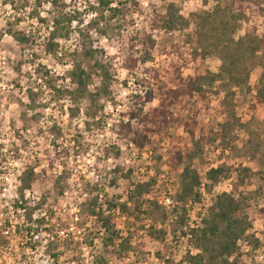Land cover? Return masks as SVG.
<instances>
[{
  "label": "rangeland",
  "instance_id": "rangeland-1",
  "mask_svg": "<svg viewBox=\"0 0 264 264\" xmlns=\"http://www.w3.org/2000/svg\"><path fill=\"white\" fill-rule=\"evenodd\" d=\"M2 2L15 4L16 0ZM22 7L24 5H21ZM115 9L114 16H109L108 20L117 22L106 23L103 29L98 28L97 40H93L86 31L80 32L78 40H74L70 26L64 21L61 30L63 36L57 40L58 46L54 48V52L47 50L51 32L44 39H41V30L37 31L35 38L31 34L25 35L28 40L23 44L13 36L10 21L8 34L16 40L21 57L26 50L35 47L38 40L42 48L41 51H32L30 59L21 58L15 63L9 59L7 65L9 72L16 75L7 81L5 77L9 73L4 72V61L0 59V161H7L9 158L3 152L6 147L3 141L8 140L12 145L9 153H15L11 159L16 162L19 169L23 168L21 174L23 183L29 180L28 174L32 170L31 188L45 201H61L64 198L62 193L66 189L70 191L69 200L82 203L87 199L86 206L94 201L95 214L89 213L87 207L83 206V209L86 207L88 214L83 211L82 225L89 223L90 226L87 227L89 237L100 239L103 253L98 254L100 250L95 247L100 264H123L129 254L123 257L119 254L130 250L139 252V259L135 264H143L144 261H147V264H184V260H189L191 254L186 250L181 260L174 259L182 247L175 233L183 225L182 219L186 218L187 208L186 211L180 210V214L173 219L176 212L172 210L173 208L166 209L158 202V197L166 194L172 196L169 189L174 186H178L175 195L179 191V175L184 167L179 156L186 158L189 151L195 152L193 136L195 140L200 141L201 146V151L196 152L198 156L192 161L201 180L198 187L203 189L199 192L201 195H205L208 190L210 180L207 172L211 169L210 164L214 163L216 167L227 165L233 169L236 164L244 165L241 163L242 160H256L257 153L264 148V140L260 139L259 133L253 135L249 141L250 146L246 145L242 154L231 153L228 138L235 128L232 126L240 121L238 113L253 112L257 116L264 114V103L258 99V90L252 94V89L249 88L248 96L240 99L227 84H217L216 79L212 84H204V90L190 92V79L210 72L211 64L210 58L203 56L201 50L193 44L194 37L189 35L181 39L176 35L187 26V21L176 18L174 24L170 22L168 15L165 17L158 14L148 21V17L139 10L138 0H120V6ZM18 10L13 8V11ZM137 12L139 15H136ZM34 15L35 12L30 14L28 19H32ZM23 19L17 17L15 23H21ZM193 20L198 24L202 23L201 18L195 15ZM138 21L141 25L147 22V28L137 27ZM45 22V18H40V24ZM87 28L89 30L93 28L91 23ZM18 32L24 35L22 30ZM83 41L87 44L95 43L104 50L103 60L107 63V68L111 69L105 80L109 89L100 93L98 89L104 83L101 77L95 75L91 84L94 79L101 81L97 91L90 92L92 95L86 94L74 102L70 93L65 92L62 95L55 86L56 81L69 78L70 70H66L63 75H56L53 69H66L67 64L71 63L68 55L72 54ZM145 44L149 46L153 58L144 64L138 60L142 59ZM248 46L252 51L251 46L256 49L264 48V43H259L256 38L253 41V37L249 36ZM57 51L64 52L67 58L65 60L60 59L63 56L57 58ZM220 54L225 58L230 57L228 49L221 50ZM49 56L52 60H49L48 64L37 63ZM252 59L254 62H264V58L253 56ZM49 64H52V67H49ZM205 64L208 66L202 67ZM33 65L35 67H32ZM130 66L135 68L131 69ZM26 67L28 71L24 70ZM51 82L54 86H51ZM125 92L127 95L123 97V101L115 99ZM45 93L46 102L37 103L41 97H45ZM24 98L28 103H25ZM5 100H8L7 104ZM101 100L104 103H101ZM125 102L127 110L119 111L118 117L113 119V113L125 108ZM12 103L17 107L9 111L6 117L4 113L11 108ZM74 106L80 109L76 115L70 112V108ZM109 107L110 110L106 111ZM29 112L33 114L29 116ZM13 113L16 115L13 116ZM132 113L137 114L135 118L132 117ZM77 120L83 124L82 131L79 125L73 123ZM41 121L45 122L44 126H41ZM226 121L230 123L229 129L228 133L223 135L225 132L222 131L221 125ZM17 122L20 123L19 128L16 127ZM128 124L131 128L126 127ZM85 134L88 136L87 141ZM113 136L115 142L104 147L102 155H97V152H101V147L96 141L100 140L103 143ZM13 137L21 141L19 146L15 144ZM93 146L96 148L95 152H92ZM90 152L96 160L92 165L87 163L92 158L89 156ZM214 152L218 155L215 160H210L209 156ZM226 152L229 153L228 156L225 155ZM25 153L29 155H24ZM21 156H24L23 161L20 159ZM18 161H21V164H18ZM105 161H111L115 166L101 167ZM36 168H40L39 173L35 171ZM101 171L104 174L96 183L88 180L90 173L100 175ZM164 174L166 179L162 180L161 176ZM70 180L73 183H68ZM149 182L152 183L150 192H145L142 197L147 203L139 205L135 202V196L130 197L134 195L138 183ZM78 183L82 188L76 195L73 191L76 190ZM216 185L218 186V183ZM83 191L86 195L81 197ZM122 203H126L125 210L129 217L125 223L129 235L124 240L113 235L114 226L106 227L110 214H98L104 204L112 207L122 206ZM128 203H132L131 206ZM246 209L245 215L250 217L254 226L257 222L264 224V208L258 204H247ZM130 228L134 230L131 231ZM101 231L105 233L103 239L100 237ZM184 235L186 234L181 233V236ZM111 237L112 241L109 239ZM169 237L172 242L166 243ZM117 240L120 241L118 248H110L109 246ZM189 264L193 263L189 260Z\"/></svg>",
  "mask_w": 264,
  "mask_h": 264
},
{
  "label": "clouds",
  "instance_id": "clouds-1",
  "mask_svg": "<svg viewBox=\"0 0 264 264\" xmlns=\"http://www.w3.org/2000/svg\"><path fill=\"white\" fill-rule=\"evenodd\" d=\"M138 4L139 10L143 11L144 16L148 17V21H151L153 16L157 14L167 17L169 6L174 10V15L177 18H183L184 21H187V26L183 27L181 32L176 33V35L180 36L181 39L189 35L195 38L193 44L201 50L203 56L210 58V71L216 79L217 84H227L228 88L234 91L238 98L243 99L248 96L249 88L252 89V94H255L259 87H264V83H261L264 81V62H254L252 59L253 56L256 58H264V48H258L253 53L248 46L249 36H254L259 41L264 42V0H138ZM21 5H24V7L21 8ZM119 6L120 0H112L108 8L105 9L100 8L99 0H16L15 4L11 2L3 3L2 0H0V13H2V17H0V59L4 61V72L9 73V75L5 77V80L7 81L16 75L15 73L9 72V67L7 66L9 59H11L13 63L21 58L30 59L32 51H41L42 48L38 40L37 45L31 50H26L24 56L21 57L16 40L13 39L12 35L8 34L10 21L12 22L11 31L13 33L22 30L24 35L27 36L31 34L33 38H35L37 31L41 30V39H44L48 36L49 32L54 30V19L65 15L69 17L76 16L77 18L72 19L70 24L73 39L78 40L79 33L86 31L93 40H97L99 39L97 36L98 28L103 29L106 23L110 22L115 24L117 22L116 20L109 21L108 17L110 16L109 9ZM130 6L131 5H129V7ZM14 7L19 10L13 11ZM33 12H35V15L29 20L28 17ZM136 15H139V12H137ZM193 15L200 17L202 23H196V21L193 20ZM101 16L104 17V20H100ZM17 17H23V22L15 23ZM40 18H45V24L39 23ZM140 19L143 20V17ZM94 20L97 21V25L89 30L87 26ZM141 26L147 28L148 24L145 22L141 25L138 21L137 27ZM97 46L98 45L95 43L92 45V47ZM223 49H228L230 51V57L225 58V56L220 54ZM56 56L60 58L64 56V52L57 51ZM49 60H52L51 56L43 61H37V63L43 62L48 64ZM53 64H55V61H53ZM207 66L206 64L202 65V67ZM32 67L35 66L33 65ZM49 67H52V64H49ZM71 68L72 63H68L66 69L54 68L53 71L56 75H63L66 70H70ZM24 70L28 71L29 69L26 67ZM68 79L69 78L66 77L65 80L56 81L55 86L57 88L65 87L74 89L76 85L69 83ZM100 84L101 81L99 79H94V82L88 86V91H97ZM33 90L35 91L36 89L34 88ZM126 95V92L122 93L116 96L115 99L123 101V97ZM222 95L223 93H221V96ZM46 96L47 93H45V97H41L37 103L46 102ZM24 99L25 103H28L26 98ZM5 103L7 104L8 100H5ZM101 103H104V101L101 100ZM125 105V108L118 109L117 112L113 113V119L118 117L119 111L127 110L126 102ZM16 107L17 105L12 103L11 108L5 111L4 115L7 117L9 111ZM109 110L110 107L106 108V111ZM32 114V112L28 113L29 116ZM15 115L16 113H13V116ZM237 115L240 117V121L235 125L232 134L228 138L232 154H242L246 145L250 146L249 141L255 133H259L260 139L264 140V114L257 116L253 112H248L246 114L241 112ZM46 117L47 111L45 113V118ZM97 119H99V117H97ZM73 123L79 125L81 131L83 130V124L79 120ZM44 124L45 122L41 121V126H44ZM241 125H243V127H241ZM110 126L111 125H109V127ZM16 127H20L19 122H17ZM5 130H7V121L5 122ZM13 140H15V137H13ZM87 140L88 136L85 134V141ZM3 142L6 145L3 152L9 157L7 163L4 164V168L8 170V175H5L3 179L10 185L9 188L5 189L4 195L7 196L9 200H11L12 196L19 199V195L13 189L20 186V181L17 180L16 177L21 174L23 168L12 171L17 168L16 162L11 159L15 153H9V148H11L12 145L8 140H4ZM112 142H115L114 136L110 140H104L103 143L97 140L96 144L101 147V152H97L96 154L102 155L103 148L107 147V145ZM20 143V140H15L17 146H19ZM121 147L123 148V145H121ZM95 151L96 148L93 146L92 152ZM24 155L29 154L25 153ZM217 155L218 153L216 152L211 153L209 159L215 160ZM225 155L228 156L229 153L226 152ZM89 156H92L91 152ZM20 159L23 161L24 156H21ZM262 161H264V148L261 149L260 153H257L256 160H242L241 163L244 164L243 168H241L239 164H236V167L231 171L225 169L224 172L220 173L217 176L218 186L208 182V190L205 195H198L199 192L203 191L202 188H194L192 194L185 199L184 206L187 208L185 222L175 233L180 244H182L179 255L174 257L175 260H181L185 256L186 250L191 254L190 258L192 259H199L206 255L203 248L197 244L196 237L200 235V229L204 227L201 221L209 217V209L217 203L220 197L224 196V193H227V196L233 201L241 203L242 207L245 204H258L259 207L264 208V163H262ZM95 162V156H92V158L87 161L89 165ZM233 163H235V161H233ZM114 166L115 164L111 161H105L101 167L110 168ZM41 167H43V165H41ZM209 167L215 168L216 165L213 163L210 164ZM57 169H59V164H57ZM35 171L39 173L40 168H36ZM103 174L102 171L100 175L90 173L88 180L92 183H96V181L102 178ZM161 179H166V174L162 175ZM68 183L71 184L73 181L70 180ZM176 187L178 186L169 189L172 193L171 198L165 196L161 200L166 209L170 210L171 208H177V201L175 199ZM10 192L11 195H9ZM31 195L30 192H25L26 199ZM38 201L39 195L37 194L29 200V206H34ZM8 206L7 201L3 205H0V207ZM72 210L76 211L77 209L73 208ZM216 211L219 212V209H216ZM246 212L247 209L245 208L244 211L241 212V219ZM44 214L43 211L34 213L33 218L36 219ZM179 214L180 209L178 208L176 214L172 218L175 219ZM22 216L23 213H21V217ZM2 222V219H0V224H2ZM18 222L23 223V220L21 219V221ZM233 230L235 231L236 228ZM181 233H186L188 235L181 236ZM60 235L63 236L64 233L61 232ZM104 236L105 233L101 231V239H103ZM246 237L259 239L260 247L253 248L251 243L245 239ZM39 238L40 237H33V243ZM0 239H7L10 241L4 249L6 255L3 260H0V264H5V262H7V264H50L47 257L41 261L39 256L31 252L30 248L17 246L18 242L20 245L28 243L29 236L27 233H23L22 237L15 236V228L13 227L12 229L3 231ZM47 242L48 241L45 240L44 244H47ZM171 242V237H169L166 243ZM119 243V240L114 241L113 245L109 247L118 248ZM235 245L237 251H234L231 255L221 257L220 260L222 262H226V264H264V224L257 222L254 227L245 229L243 235L235 240ZM94 247L100 250L98 254L103 253L100 239L96 240ZM38 251L40 256L44 255L43 247ZM91 251H93V249L88 248L83 252V264H90L94 259V256H89L88 254ZM21 257H26V259H21ZM61 259L64 258L62 257ZM135 262L136 257L129 254L127 260L124 261L123 264H135ZM143 264H147V261H144ZM184 264H189V260L185 259Z\"/></svg>",
  "mask_w": 264,
  "mask_h": 264
},
{
  "label": "trees",
  "instance_id": "trees-1",
  "mask_svg": "<svg viewBox=\"0 0 264 264\" xmlns=\"http://www.w3.org/2000/svg\"><path fill=\"white\" fill-rule=\"evenodd\" d=\"M100 8L105 9L108 8V5L111 3L110 0H99ZM114 11H116L115 8L109 9L110 16H114ZM168 16L170 17V22L174 23L177 21V17L174 15V10L171 9V6H169V12ZM74 19V17L69 16H61L59 18L54 19V30L51 31L50 38L47 44V50L49 52H54V48L58 46V39L63 36L61 30L63 29V22H67L70 26L71 20ZM100 19H104L103 16L100 17ZM182 19V18H180ZM97 25V21L91 22V26L94 28ZM98 31V29H97ZM99 32V31H98ZM13 36L16 38L17 41L20 43H26L28 38L21 34L20 32L13 33ZM253 37V41L255 40V37ZM258 42V41H257ZM259 43H264L259 41ZM93 44H87L86 42H82L81 45L77 46V48L73 51L72 54L68 55L70 58V62L72 63V68L69 71V79L70 83L76 85L74 89H68L65 87H62L63 89L59 88L56 89L58 92H61L62 95L67 92L71 94V98L74 102H77L80 97L85 96L86 94L92 95L88 91V86L93 81V78L95 75L102 78V82L104 83L98 91L101 93L107 92L109 89V86L105 84V80L108 77V75L111 73V69L107 68V63L105 60H103V54L104 50L99 47H92ZM146 48H144V52L142 50V59H139L138 61L142 63H146L149 60H151L152 52L150 51V48L147 44H145ZM252 51L255 52L256 48L251 46ZM67 58V55H64L60 59L65 60ZM131 69H134V66H130ZM215 81L214 76L211 74V71L208 72L205 75L197 76L196 78H191L189 82V91L190 92H200L204 90V84L210 83L212 84ZM51 86H54V83H50ZM55 88V87H54ZM258 99L261 103H264V87L258 88ZM80 111L79 107H72L70 108V112L74 115H76ZM137 114L132 113V117L135 118ZM92 116V115H91ZM235 116V115H234ZM229 121H226L223 123L222 131L225 132L223 135L228 133L229 129ZM53 126V125H52ZM127 128H131V125H126ZM232 127H235L233 125ZM54 129L56 127L54 126ZM139 137V136H138ZM192 141L194 143L195 152L189 151L187 153L186 158L179 156V159L181 162H183L184 167L182 172L179 175V191L175 195V199L177 201V208H173L175 212H177V209L185 210L186 207L184 206L185 199L190 196L194 190V188H198L201 184V180L199 177V174L194 169L192 165V161L194 157L198 156L197 151H201L200 141L195 140V137H192ZM241 168L244 167V165L239 164ZM225 169L231 171L232 168L228 167L227 165H220L215 168H211L207 172L208 179L213 185H216L218 183L217 176L224 172ZM29 180L24 181L22 188L25 189H31V181L33 178V171L30 170L29 172ZM23 182V181H22ZM152 186V183H138L135 187V190L133 192L134 195H132L130 198H136L135 202L139 205H143V203H147V201H143L142 199L145 192L149 193L150 188ZM86 192H81V197L85 196ZM198 195H201L198 193ZM224 196L220 197L216 204H214L210 208L209 217L205 218L202 225H204L203 228L200 229V235L196 237L197 244L203 248L204 253L206 254L204 257H201L199 259H192L189 257V260L193 264H212L215 262H220V264H226V262H222L220 260L221 257L225 255H231L234 251H237L235 240L238 239L240 236L243 235V231L247 228L254 227L253 222L249 219L247 215H243L241 219V212L247 207V204L241 206V203H237L233 201L230 197L227 196V193L223 194ZM80 197V198H81ZM86 200L82 201L81 206V214L83 215V211L85 214H88L85 210V208L88 210L89 213L95 214L96 211H94L95 204L94 201H91L90 204L86 206ZM148 204H151L148 202ZM180 204V205H179ZM83 206L84 207L83 209ZM121 206V205H120ZM126 203H122L121 208L124 212H127L125 210ZM151 206V205H150ZM157 208V206H156ZM155 208V209H156ZM159 209V208H158ZM216 209H219V212L216 211ZM103 211V212H102ZM100 211L98 214H105L106 211L103 210ZM156 212V211H154ZM182 224H184L185 219H182ZM113 227L114 225L111 222V218H107L106 227ZM236 228L234 231L233 229ZM113 235L120 237L119 234L113 230ZM186 234V233H183ZM188 235V234H186ZM112 241V237L109 238ZM246 240L248 242H253L254 248L260 247V241L259 239H251L250 237H246ZM124 240V239H122ZM104 260V259H102ZM103 264V263H102Z\"/></svg>",
  "mask_w": 264,
  "mask_h": 264
},
{
  "label": "built area",
  "instance_id": "built-area-1",
  "mask_svg": "<svg viewBox=\"0 0 264 264\" xmlns=\"http://www.w3.org/2000/svg\"><path fill=\"white\" fill-rule=\"evenodd\" d=\"M5 163H7V161H0V205H3L7 201L9 206L0 207V219L3 221L2 224H0V236H2L3 231L12 229L13 227L15 228V236L22 237L23 233H27L29 236L28 243L20 245L18 242L17 246L30 248L31 252L39 256L41 261L47 257L50 264H83V252L88 248L93 249V251L88 253L89 256H94L90 264H100L94 247L96 239L89 237V229L87 227L90 226V224L86 223V225H82V203L74 201L73 199L69 200L70 191L67 189L62 193L63 199L65 200L62 199L59 202L45 201L44 198L32 188H22V172L16 177V179L20 181V186L13 189L19 195V199L12 196L11 200H9L8 197L4 195L5 189L10 187L9 183L3 179L5 175H8V170L4 168ZM18 164H21V161H18ZM17 170H19L18 167L12 171ZM81 188L82 185L78 183L73 193L77 195V193H80ZM25 192H30L32 195L26 199ZM37 194L39 195V201L36 202L34 206L30 207L29 200ZM9 195H11V192ZM165 196L168 198L172 197L170 194L158 197V202L162 205L163 203L161 200ZM131 204L132 203H128L129 206H131ZM73 208L77 210L73 211ZM103 210L106 211L107 214H110L111 222L119 236L122 239L128 237L129 232L125 229V223H127L129 217L121 206L115 205L109 207L104 204ZM41 211L45 214L34 219L33 214ZM21 213H23L22 217ZM21 219L23 223L18 222L21 221ZM130 230L133 231L134 229L130 228ZM61 232L64 233L63 236L60 235ZM33 237L40 238L36 239L33 243ZM45 240L48 241L47 244H44ZM9 243L10 241L7 239H0V260H3L6 255L4 249ZM41 247H43V256H40L38 251ZM127 253L135 256L136 260L139 259V252L133 250L121 252L119 256L123 257V255ZM62 257L64 259H61ZM21 259H26V257H21ZM5 264H7V262H5Z\"/></svg>",
  "mask_w": 264,
  "mask_h": 264
}]
</instances>
